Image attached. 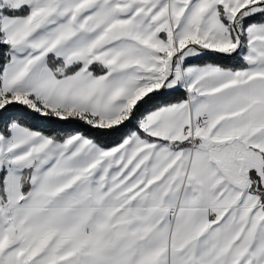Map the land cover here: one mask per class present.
Listing matches in <instances>:
<instances>
[{"label":"crops","instance_id":"0c3cea01","mask_svg":"<svg viewBox=\"0 0 264 264\" xmlns=\"http://www.w3.org/2000/svg\"><path fill=\"white\" fill-rule=\"evenodd\" d=\"M23 6L26 16L0 19L11 46L1 106L32 96L111 127L151 92L182 88L186 99L139 125L162 142L132 133L107 150L13 124L9 139L0 136V264L260 263L264 23L244 29V69L185 63L206 50H237L229 22L240 11L264 12V0H12L5 8ZM49 55L79 68L56 77ZM203 116L206 130L185 139L184 128Z\"/></svg>","mask_w":264,"mask_h":264},{"label":"trees","instance_id":"16d2710c","mask_svg":"<svg viewBox=\"0 0 264 264\" xmlns=\"http://www.w3.org/2000/svg\"><path fill=\"white\" fill-rule=\"evenodd\" d=\"M27 14L28 7L26 6L19 9L2 8L0 10V19L2 17H23ZM259 23H264V12L241 18L240 21L235 22L234 26L230 27L233 36L237 40L241 39L240 47L237 50L231 53L206 50L203 51L202 55L187 60L185 64L197 66L213 65L231 70L244 69L246 67V63L242 58L246 49L244 29L251 24ZM235 28L238 30L239 36L236 35ZM10 50L11 46L0 30V136L3 139H9L11 126L16 124L59 143L79 135L105 150L119 145L132 133L139 134L148 142H162L161 139L142 131L138 124V119L161 107L177 104L186 99V92L182 88L151 92L134 104L127 119L119 125L111 127L98 126V118L86 112L50 109L32 96H28L27 99L33 102L36 108L26 103H10L1 106L2 101L10 96L1 92L2 70L9 61ZM47 63L56 77L66 76L79 68V65H65L53 55L48 56ZM90 70L94 75L104 73V70L97 65H92ZM30 174V170L25 171L23 174V194L28 192ZM3 176L4 172L2 171L0 173V183H2ZM253 181H257L256 177H253Z\"/></svg>","mask_w":264,"mask_h":264},{"label":"rangeland","instance_id":"374dc122","mask_svg":"<svg viewBox=\"0 0 264 264\" xmlns=\"http://www.w3.org/2000/svg\"><path fill=\"white\" fill-rule=\"evenodd\" d=\"M11 4H12V0H0V7H1L0 10L3 7L5 8V7L11 6ZM242 14H243L242 12L241 13L239 12V14H238V16L236 18L237 20L235 19V21L233 23H235L236 21H240ZM231 26H232V22L230 21L229 24H228V28L230 29ZM166 47H167V49L165 50L166 51L165 53L167 55L168 53L171 52V50H170V45L168 43L166 44ZM175 47H176V45H175ZM176 50L172 49L173 53H175V57L174 58L177 59V61L174 60V62L176 63V65L177 64L179 65L180 64V61H179L180 60V58H179L180 57V49H179V54H176ZM169 60H170V56H165V57L162 58V61H161L162 62L161 65L162 66H161V69H160L162 74H165L168 71ZM23 102L26 103V104L31 105L34 108H36L34 103L31 102V101H28V99L26 97H23ZM263 181H264V179H263ZM259 197L261 198V200H264V192L260 193ZM9 229L11 230V232L13 231L14 237H18V235L21 233V232L19 233V229H18L17 226H11V227H9ZM22 233L23 234L25 233L23 228H22ZM24 244H26V243H24ZM255 264H264V257H263L262 261L260 260V263H259V259L257 258L256 261H255Z\"/></svg>","mask_w":264,"mask_h":264},{"label":"built area","instance_id":"2783aa9c","mask_svg":"<svg viewBox=\"0 0 264 264\" xmlns=\"http://www.w3.org/2000/svg\"><path fill=\"white\" fill-rule=\"evenodd\" d=\"M145 122V116H142L138 119V124L141 125ZM208 117L203 116L197 119L196 121H192L189 125H187L183 130V137L185 139L194 138L199 132H203L207 128ZM175 208L171 210V215H174Z\"/></svg>","mask_w":264,"mask_h":264},{"label":"water","instance_id":"95a60500","mask_svg":"<svg viewBox=\"0 0 264 264\" xmlns=\"http://www.w3.org/2000/svg\"><path fill=\"white\" fill-rule=\"evenodd\" d=\"M235 25V23L233 24V26ZM235 32H236V34L239 36L240 34H239V32H238V30L235 28ZM240 44H241V39L239 38V43H238V47H237V49L240 47Z\"/></svg>","mask_w":264,"mask_h":264}]
</instances>
